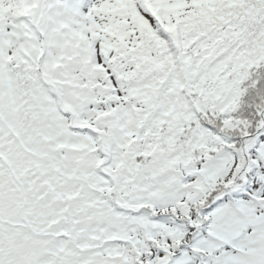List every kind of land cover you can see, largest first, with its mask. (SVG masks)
Wrapping results in <instances>:
<instances>
[{
  "label": "snow or ice",
  "instance_id": "obj_1",
  "mask_svg": "<svg viewBox=\"0 0 264 264\" xmlns=\"http://www.w3.org/2000/svg\"><path fill=\"white\" fill-rule=\"evenodd\" d=\"M0 264H264V0H0Z\"/></svg>",
  "mask_w": 264,
  "mask_h": 264
}]
</instances>
